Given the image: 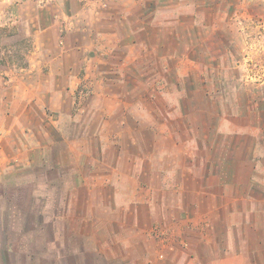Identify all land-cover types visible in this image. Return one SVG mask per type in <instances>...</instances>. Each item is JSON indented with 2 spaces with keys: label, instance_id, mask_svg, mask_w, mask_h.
<instances>
[{
  "label": "rangeland",
  "instance_id": "374dc122",
  "mask_svg": "<svg viewBox=\"0 0 264 264\" xmlns=\"http://www.w3.org/2000/svg\"><path fill=\"white\" fill-rule=\"evenodd\" d=\"M202 7L184 21L183 45L197 53L200 84L211 93L183 102L191 125L184 148L158 132L171 121L178 131L180 119L165 115L171 107L159 84H136L125 39L107 47L90 32L77 42L60 34L55 49L48 37L38 49L28 26L2 22L0 264H164L175 255L188 264L208 256V217L193 227L200 198L192 183L206 186L210 157L224 152L212 144L215 129L233 126L221 146L228 140L238 160L245 132L263 125L264 0Z\"/></svg>",
  "mask_w": 264,
  "mask_h": 264
},
{
  "label": "crops",
  "instance_id": "0c3cea01",
  "mask_svg": "<svg viewBox=\"0 0 264 264\" xmlns=\"http://www.w3.org/2000/svg\"><path fill=\"white\" fill-rule=\"evenodd\" d=\"M213 4L214 0H0V27L4 26V21L12 22L10 25L25 24L30 28L38 49L46 42H41V37L50 38L48 42L55 49L60 34L77 42L78 37L88 36L90 32L93 43L97 38L98 43L107 47L122 37L131 45V63H138L132 74L136 84H159L162 99L171 107V110H165V115L180 119L177 121L178 131L173 130L171 121L159 125L158 132L168 134L170 141L174 142L173 147L184 148L186 143H191V136L187 135L191 133V125L186 126L185 118L190 115H186L183 102L200 99L201 95L209 98L211 93L200 84L203 66L197 53L183 45L184 21H195L202 5ZM64 23H70L69 28L73 26L74 31L70 33L67 26L61 28ZM146 43L150 46L148 51L141 47ZM145 70H150V73L145 72L146 76L143 75ZM144 77L148 78L144 81ZM208 79L213 83L211 76ZM262 116L263 125L256 128L255 134L252 130L245 132L242 155L238 160L229 145L227 147L228 140L224 147L221 146L222 134L230 137L233 126L226 125L224 129L222 126V132L215 129L217 137L212 144L219 142V148H225L224 152L210 157L208 179L202 178L207 182L206 186L200 181L192 183L194 196L200 198L193 227L199 229L202 216L208 217V235L212 244L209 243L208 256H196L188 264H264V112ZM132 131L136 134L140 130L133 128ZM145 132L150 131L145 129ZM192 140L194 143L193 137ZM253 140L256 141L253 146L256 154L249 148ZM191 146L196 147L195 144ZM237 165L242 167L240 176L234 173ZM254 171L255 177L252 175ZM239 178V185L243 188L237 190L240 195L234 198ZM183 221L181 225H185ZM236 227L239 230L234 233ZM181 256L182 259L172 256L164 264L190 261Z\"/></svg>",
  "mask_w": 264,
  "mask_h": 264
}]
</instances>
